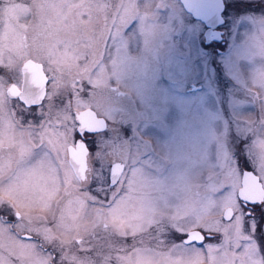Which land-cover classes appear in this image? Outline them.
Listing matches in <instances>:
<instances>
[{
  "label": "snow or ice",
  "instance_id": "snow-or-ice-1",
  "mask_svg": "<svg viewBox=\"0 0 264 264\" xmlns=\"http://www.w3.org/2000/svg\"><path fill=\"white\" fill-rule=\"evenodd\" d=\"M100 7L112 13L103 27L91 20ZM73 9L87 10L89 20L72 30H93L96 51L90 39L41 31L51 23L49 10L66 20ZM136 11L123 0L102 6L0 0V70L18 73L10 85L0 78V152L7 153L0 157V237L11 241L0 242L7 253L0 264H13V256L16 264H264L255 255L252 226L244 228L246 209L264 207V117L247 123L251 160L240 156L243 170L228 165L202 181L178 177L165 184L129 170L115 150L101 153L107 167L93 151L100 113L79 100L96 77L99 45ZM41 36L51 43H38ZM256 84L264 102V76ZM35 206L45 214L32 215ZM127 237L131 245L122 242Z\"/></svg>",
  "mask_w": 264,
  "mask_h": 264
},
{
  "label": "rangeland",
  "instance_id": "rangeland-1",
  "mask_svg": "<svg viewBox=\"0 0 264 264\" xmlns=\"http://www.w3.org/2000/svg\"><path fill=\"white\" fill-rule=\"evenodd\" d=\"M18 2L30 4L31 0ZM83 2L102 6L121 0ZM123 2L133 3L137 11L123 28L113 33L112 40L99 45L100 54L96 59L100 63L93 69L96 77L89 81L92 87L88 85V96L79 100L81 104L93 106L108 121L107 130L96 136L93 151L101 156L105 150L109 153L115 150L129 170L165 184L178 177L202 181L219 175L228 165L232 171L240 172L241 146L245 149L242 156L248 155L246 149L250 143L247 123L250 118L264 117V102L255 94L256 81L264 76V0H225L226 13H246L248 21L239 34H232L225 45H219L220 51L216 46L203 45L202 23L186 12L179 0ZM77 11L85 15L78 16ZM105 15L110 18L112 13L102 7L94 8L92 23L103 27ZM28 19L31 20V16ZM45 20L51 23H45L41 31L59 38L90 39L96 51L98 40L93 30H72L80 28L81 21L89 20L86 9H73L67 13L66 20L49 10ZM34 35L30 32V42ZM37 42L49 44L51 40L41 36ZM80 50H84L83 45ZM78 64L82 67L84 61ZM17 75L12 70H0V78L8 84L16 82ZM190 83L201 84L203 89L185 91ZM110 86L128 90L131 97L116 96L107 88ZM134 131L151 143L153 150L149 154H146L142 137ZM6 155L0 152V157ZM248 158L251 160L250 155ZM101 159L107 167L109 161L103 156ZM155 162L159 163L156 169L151 166ZM64 204L67 211L66 201ZM31 214L45 213L40 206H35ZM249 225L251 235L264 238V207L252 209L246 215V233ZM177 236L173 234L169 238L179 242ZM0 242L11 243L7 237H0ZM122 242L131 245L132 238L127 237ZM209 242L218 243L219 238ZM251 242L255 255L264 258L258 239L253 238ZM0 254L7 256L3 249ZM11 259L16 264V258Z\"/></svg>",
  "mask_w": 264,
  "mask_h": 264
},
{
  "label": "flooded vegetation",
  "instance_id": "flooded-vegetation-1",
  "mask_svg": "<svg viewBox=\"0 0 264 264\" xmlns=\"http://www.w3.org/2000/svg\"><path fill=\"white\" fill-rule=\"evenodd\" d=\"M179 2L181 3V1L179 0ZM224 2V8L223 11L221 13V15L215 17L213 15V13H211V17L207 19V21L201 20L199 18L194 17L191 13H189L194 19H196L197 21H199L200 23H202L203 25V29H204V46H208V45H213L217 47V50L220 51L221 48H219V45H225L227 43L228 39L232 38V34L236 35L239 34V32H241L244 24L248 21L246 19V16L244 14L246 13H226L227 12V3L225 2V0H223ZM182 5V3H181ZM183 6V5H182ZM226 11V12H225ZM209 21V22H208ZM210 26V27H208ZM207 29H210L209 35L208 37H211L209 40H207V36H206V31ZM167 77V76H166ZM168 78V77H167ZM13 83V82H11ZM10 83V84H11ZM9 84V85H10ZM47 87V86H46ZM111 92L114 91L115 95L118 97H121V95L127 94L131 97V95L129 94L128 90H124L118 86H110L107 87ZM117 89V90H115ZM203 86L201 84H194V83H190L189 87L187 89H185V91L190 92V91H199L202 90ZM10 99H15V98H10ZM45 102V101H44ZM43 102V103H44ZM134 108V107H133ZM34 111L36 109H33ZM98 112V111H97ZM100 117H103L105 119V128H99L96 132V136L105 132L107 130V126H108V121L107 118L104 117L103 115L100 114ZM129 133V132H128ZM134 134L137 135L134 131ZM139 138L142 137V141H144V146L146 148V154H149L150 151H152V147H151V143H147V137H145L144 135H142L141 133H138L137 135ZM93 150L95 149V145L92 146ZM238 156H242V151L240 152V155ZM159 163L155 162L154 164H152L151 166H153L155 169L158 167ZM240 167V171H242V166ZM157 171V170H156ZM253 208L250 206L246 209V213L249 214V212H251ZM44 212V211H43ZM45 213V212H44ZM26 233H21L20 236H25ZM23 236V237H24ZM256 238L258 239V242L261 243V249L264 250V238H259V236L257 235ZM199 246V245H197Z\"/></svg>",
  "mask_w": 264,
  "mask_h": 264
},
{
  "label": "water",
  "instance_id": "water-1",
  "mask_svg": "<svg viewBox=\"0 0 264 264\" xmlns=\"http://www.w3.org/2000/svg\"><path fill=\"white\" fill-rule=\"evenodd\" d=\"M185 10L191 13L194 17L201 20L207 21L208 17H211V13L215 17L221 15L224 2L223 0H180ZM220 17V16H219ZM209 20V19H208ZM210 29H207L206 36L207 40L211 37H208ZM105 128V119L103 117L99 118V124L97 125V130Z\"/></svg>",
  "mask_w": 264,
  "mask_h": 264
},
{
  "label": "bare ground",
  "instance_id": "bare-ground-1",
  "mask_svg": "<svg viewBox=\"0 0 264 264\" xmlns=\"http://www.w3.org/2000/svg\"><path fill=\"white\" fill-rule=\"evenodd\" d=\"M209 22V21H208ZM208 27H210V26H208Z\"/></svg>",
  "mask_w": 264,
  "mask_h": 264
}]
</instances>
